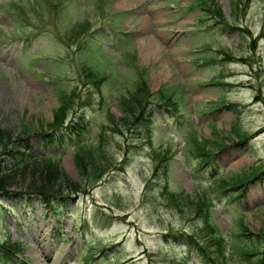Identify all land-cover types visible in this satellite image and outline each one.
Listing matches in <instances>:
<instances>
[{"label":"rangeland","instance_id":"obj_1","mask_svg":"<svg viewBox=\"0 0 264 264\" xmlns=\"http://www.w3.org/2000/svg\"><path fill=\"white\" fill-rule=\"evenodd\" d=\"M213 1L217 16L207 0H0V131L12 153H31L24 170L1 154L11 193L0 195V243L17 244L7 264H205L182 240L204 239L207 223L223 236L224 264L252 263L244 244L261 253L264 0L236 14L229 0ZM150 39L157 48L143 56ZM141 80L147 108L121 118L119 100ZM65 99L64 124L86 119L83 146L48 151L40 135L62 129L53 120ZM195 147L212 159L200 164ZM45 154L78 191L50 203L27 192L47 171ZM74 158L104 173L83 179ZM249 170L243 187L211 188Z\"/></svg>","mask_w":264,"mask_h":264},{"label":"trees","instance_id":"obj_2","mask_svg":"<svg viewBox=\"0 0 264 264\" xmlns=\"http://www.w3.org/2000/svg\"><path fill=\"white\" fill-rule=\"evenodd\" d=\"M208 1V6L207 8H204V10L209 11V12H216L217 14L219 13L218 7L215 4L213 0H207ZM231 3V13L236 14L238 11V7L243 8V6L247 3L248 0H229ZM242 3V5H240ZM215 16H217V14ZM213 15V14H212ZM148 92V88L145 85L144 81H139L134 89L131 92H128V95L125 97H122L119 102L120 105L122 103H125L126 106L123 109L124 115L121 116V118L126 117L129 118L130 116L137 117V110L141 106H146L149 102L148 99L144 100V95ZM67 101L68 99L62 100L61 103L57 105L55 108V112L60 113L61 117L59 120H56V118L53 120L54 125H61L62 129L59 130L58 132L55 131H44L41 133V140L42 144L44 147L47 148L49 151L50 149H53L55 147H61L62 145L66 143H70L75 146L82 147V142H78L77 139L79 136L82 135L83 131L85 130L86 127V119L84 118V114L80 113L77 118L74 121H70L68 123L63 124L61 118L64 116V112L67 109ZM145 101V102H144ZM167 103V102H166ZM147 104V105H146ZM144 108V109H145ZM147 118H145L146 120ZM56 121V122H55ZM118 121V120H117ZM234 124H231L230 129L234 131ZM238 131H241L237 128ZM103 131V130H102ZM102 131L100 130L98 132V141L96 144V148H101L104 144L105 138L102 134ZM241 135L238 136V139L240 140L239 142H244L246 141V137L248 136L249 133L243 132ZM5 133H2L0 131V145L2 146V153H0V162H1V154L3 153H10L11 156L13 157L14 164L16 165L17 168L24 170V167L27 165V159L31 157L30 152L26 151H19L15 150L13 153L10 151L12 149L16 148V145H14V140L12 138H7L5 140ZM21 136H17L15 139H20ZM208 141V140H207ZM101 143V145H99ZM195 150L200 154H204L205 156L201 159V164L205 163L206 161H209L210 155L209 152L199 150L198 147H195ZM75 155L73 154V157ZM42 165L44 166L43 168L46 169L44 173V177H42L41 180L38 181H33L30 184H27L26 190L28 193H34L41 195V197L44 199L45 202H51L50 196L53 193H56L60 191L61 189H65L68 192H76L78 191L79 185L75 182H73L69 176L57 165L53 164L51 155L45 154L41 158ZM77 164V168L79 170V173L83 179L88 178V175L90 176L91 180L96 181L98 179V176L101 173H104L103 171L101 172L100 169L96 167V163L94 160H85V164H80L78 158H74ZM87 165V166H85ZM86 167L87 171H84L83 167ZM97 168V169H96ZM97 170V171H95ZM251 172L245 171V172H236L232 173L223 177H220L219 180H212L211 181V188L212 189H224L225 185L227 186H241L244 183H246L245 179L248 177V174ZM5 178L3 176H0V195H5L7 196L8 194L11 193L9 190V185L8 183L5 182ZM81 186V185H80ZM242 188H240L238 191L235 192V195L241 194L242 193ZM167 197L169 199H172L174 197H181V196H176L175 193L167 191ZM186 195V194H185ZM183 195V197L185 196ZM231 197V196H230ZM198 202V208L201 209L203 203L201 200ZM205 202V200H204ZM208 231L206 234L209 233V237L206 236V234L203 236L204 239H198L196 238L193 234H184V239L182 240L183 243L187 244L188 246H193L197 252L198 256L200 257V260L205 263V264H224L226 255L224 253V244L223 243V236L220 233L219 229L216 228L214 225H211L207 223ZM243 233H239V235H242ZM17 244L15 242H9L8 240H3L2 243H0V264H7L9 261L10 254H13L16 252V246ZM256 246H251V245H246L244 244L243 247L241 248V253L245 255H253L257 254V257L254 259L252 263L249 261H242L240 260L239 264H264V247L262 248L261 253L258 255Z\"/></svg>","mask_w":264,"mask_h":264},{"label":"bare ground","instance_id":"obj_3","mask_svg":"<svg viewBox=\"0 0 264 264\" xmlns=\"http://www.w3.org/2000/svg\"><path fill=\"white\" fill-rule=\"evenodd\" d=\"M155 41L153 39L148 40L147 42L141 43V53L144 56L145 54L151 52L152 50L156 49Z\"/></svg>","mask_w":264,"mask_h":264}]
</instances>
